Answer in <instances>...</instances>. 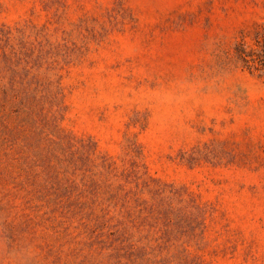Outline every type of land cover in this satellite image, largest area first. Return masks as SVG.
<instances>
[{
	"label": "rangeland",
	"instance_id": "obj_1",
	"mask_svg": "<svg viewBox=\"0 0 264 264\" xmlns=\"http://www.w3.org/2000/svg\"><path fill=\"white\" fill-rule=\"evenodd\" d=\"M0 264H264V0H0Z\"/></svg>",
	"mask_w": 264,
	"mask_h": 264
}]
</instances>
